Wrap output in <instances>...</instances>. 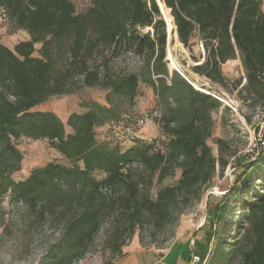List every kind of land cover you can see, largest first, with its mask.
I'll return each mask as SVG.
<instances>
[{
	"label": "trees",
	"instance_id": "16d2710c",
	"mask_svg": "<svg viewBox=\"0 0 264 264\" xmlns=\"http://www.w3.org/2000/svg\"><path fill=\"white\" fill-rule=\"evenodd\" d=\"M161 1L171 10L181 44L190 49L196 31L205 40L208 54L194 67L196 73L225 84L222 64L239 54L246 71L241 93L247 100L264 99V0ZM0 6L14 30L30 34V40L13 49L0 41V203L9 196L30 210L38 208V219L64 222V251L92 241L115 210L129 222L133 234L144 218L161 226L174 216L179 202L187 207L200 200L216 171L217 160L207 140L212 112L221 101L174 71L167 59V26L157 0H92L83 13L76 12L71 0H0ZM122 47L144 57L141 74L108 72V53L116 55ZM77 77L82 81H75ZM142 77L158 97L161 116L156 120L169 137L164 152H153L152 145L138 139L125 150L97 139L98 127L122 120L123 106L134 101ZM78 83L111 91L107 105L92 102L86 111L71 113L67 125L72 131L67 132L54 111L36 107L52 97L75 93ZM22 137L47 140L71 166L50 162L34 168L26 179L14 180L22 154L13 140ZM226 165L222 161V168ZM177 169L181 178L175 185L160 189L155 199L142 194L145 175L162 182ZM251 169L260 173L259 188L257 192L252 187L253 173L243 182L251 187L237 188L241 197L253 194L242 203L239 224L233 222L240 229H230L229 239L223 240L233 199L228 188L201 227L203 237L195 242L198 264H264V149L246 165L244 174ZM96 171L106 177L96 179ZM118 186L124 187L122 193ZM234 232L237 238L231 237ZM113 242V252L121 254L125 242L119 230Z\"/></svg>",
	"mask_w": 264,
	"mask_h": 264
},
{
	"label": "rangeland",
	"instance_id": "374dc122",
	"mask_svg": "<svg viewBox=\"0 0 264 264\" xmlns=\"http://www.w3.org/2000/svg\"><path fill=\"white\" fill-rule=\"evenodd\" d=\"M71 1L75 5L77 13L86 12L92 2V0ZM159 4L164 14L162 16L164 20L166 19L167 44L169 43L167 59H169L170 64L172 65L170 59L172 50L176 63L191 81L202 89L224 97L227 102L238 103L239 113L233 112L221 100V106L212 112L214 123L211 137L207 140L212 149V154L217 160L212 181L204 188L200 200L194 201L187 207L179 202L174 210V216L170 217L164 225L158 226L152 219L144 218L134 227V233L131 234L129 222L122 221L117 214L119 213L118 210H115L112 217L106 218L102 222L92 241L81 243L77 247L64 251L61 250L64 222L38 219V208L30 210L25 203L11 200L9 196H5L0 203V264H105L116 257L113 252L116 230H119L125 244L138 240L144 247L165 249L176 242L188 241L192 247V255L197 254L195 242L202 238L204 233L201 227L206 220H209L214 204L225 197L228 188H232L233 199L227 213V221L222 228L223 240L229 239L227 238V231L230 229L232 231L240 229V227L236 229L233 222L239 224L242 203L244 200H250L253 194L250 193L246 197H241L243 192H237V188L243 187L242 191H245L246 187H251L243 184L250 173H253V177L256 179L252 187L257 192L259 188L257 181H259L258 175L260 173L252 169L248 174L245 175L244 173L246 165L257 157L249 153L248 149L256 125L259 119L264 116V99L247 100V94L241 93V87L246 83V71L239 54H237L236 59L222 64L225 84L215 82L204 74L196 73L194 67L202 64L208 54L204 47L205 40L196 31L190 49L186 48L179 41L174 17L161 0H159ZM262 10L264 11V4ZM0 26L4 28L1 40L11 47L17 40L15 35L17 30L13 29L9 21L5 25L0 24ZM172 29L174 33H172ZM148 30L151 28L145 29L146 32ZM40 47L41 44H36V56H39ZM108 55L109 73L141 74L144 57L136 54L133 50L122 47L118 54L113 55L109 52ZM81 79V77H77L75 81H82ZM77 86L80 89L75 93L52 97L36 107V110L54 111L66 124L67 132H71V128L67 125L69 115L73 112H83L85 107L92 102L107 105V96L111 91L100 86L90 87L79 83ZM157 111H159L157 94L142 77L134 101L123 106L122 112L128 116V123L121 127V133L126 135L128 127L133 129L131 125L136 118L146 117L157 113ZM111 132L112 129L107 124L104 128L99 129L97 134L100 142H105L112 148L116 146V143L108 140ZM136 133L139 137L138 140L147 144H151L156 139L163 143L169 140V137L163 134L159 127L155 115L153 118L149 117V121L144 127L137 128ZM220 140L222 143H219ZM13 143L22 154L21 168L12 174L14 180H24L34 168L45 166L50 162L71 166V162L50 147L47 140L22 137L13 140ZM132 145L134 144L126 143L121 149L125 150ZM222 161L227 162L225 168H222ZM140 173L142 172L140 171ZM94 177L101 180L106 177V174L102 171H96ZM147 177L145 175V181L140 185L141 192L151 199H155L160 189L175 185L179 181L181 170L177 169L174 174L166 177L162 182H158L156 177L152 180ZM117 190L122 193L124 187L118 186ZM232 235L231 237L237 238L236 232ZM215 244L216 240L213 243V248L216 246Z\"/></svg>",
	"mask_w": 264,
	"mask_h": 264
},
{
	"label": "crops",
	"instance_id": "0c3cea01",
	"mask_svg": "<svg viewBox=\"0 0 264 264\" xmlns=\"http://www.w3.org/2000/svg\"><path fill=\"white\" fill-rule=\"evenodd\" d=\"M3 29L0 26V40L3 35ZM16 33L17 40L11 47L4 43L3 40L1 42L13 49L20 41L30 40V34L27 31L17 30ZM104 126L98 127L96 132L104 128ZM191 257L192 247L188 241H179L168 248L161 249L157 247H144L138 240H133L129 244H125L121 249V254L116 255L107 264H190Z\"/></svg>",
	"mask_w": 264,
	"mask_h": 264
},
{
	"label": "built area",
	"instance_id": "2783aa9c",
	"mask_svg": "<svg viewBox=\"0 0 264 264\" xmlns=\"http://www.w3.org/2000/svg\"><path fill=\"white\" fill-rule=\"evenodd\" d=\"M8 21L9 20H8L6 9L3 6H0V24L5 25ZM196 88L203 91V92L211 94L215 98L226 103L232 109L233 112L239 113V107H238L237 102H233V101L227 102L224 99V97H221L220 95H218L216 93H211L205 89H202L201 87H196ZM154 115L156 117H160L161 116V109L159 108V111H157V113L155 112V114L147 115L146 117L136 118L134 123H132V125H131L134 130L131 129V127H128L126 135H123L121 133V127H123L124 124L128 123V116L124 115L122 120L110 122L108 125L112 129V132L108 136V140L114 141L116 143V145H118L120 147H122L126 143L127 144H135V141L139 138L137 133H136L137 128L140 129V128L144 127L146 125V123L149 121V117L151 116V118H153ZM131 130H133V131H131ZM149 145L153 146L152 147L153 152H159V151L164 152V148H165L164 143L158 139H156L155 141H152V143ZM262 149H264V116L259 119V121L256 125V128L254 130V134H253V139L250 143V147H249L248 151L252 155L258 156L259 152ZM199 261H200L199 256L197 254H193L191 257L190 264H198Z\"/></svg>",
	"mask_w": 264,
	"mask_h": 264
},
{
	"label": "bare ground",
	"instance_id": "6f19581e",
	"mask_svg": "<svg viewBox=\"0 0 264 264\" xmlns=\"http://www.w3.org/2000/svg\"><path fill=\"white\" fill-rule=\"evenodd\" d=\"M158 1V3H159V0H157ZM160 5V4H159ZM160 8H161V6H160ZM161 11H162V9H161ZM170 12V11H169ZM162 13H163V11H162ZM164 15V14H163ZM169 53V52H168ZM170 59H171V63H172V67L175 69V70H178L179 72H181L183 75H185L184 74V72L180 69V67L178 66V64L176 63V61H175V59H174V56H173V54H172V50H171V56H170ZM185 77H187L186 75H185ZM187 79H189L188 77H187ZM190 80V79H189ZM190 82L191 83H193L196 87H199L195 82H193V81H191L190 80ZM204 89V88H203Z\"/></svg>",
	"mask_w": 264,
	"mask_h": 264
},
{
	"label": "water",
	"instance_id": "95a60500",
	"mask_svg": "<svg viewBox=\"0 0 264 264\" xmlns=\"http://www.w3.org/2000/svg\"><path fill=\"white\" fill-rule=\"evenodd\" d=\"M159 4V3H158ZM160 6V5H159ZM161 9V8H160ZM170 11V13H171V10H169ZM162 12V11H161ZM162 15H163V13H162ZM164 16V15H163ZM166 20V19H165ZM167 22V21H166ZM177 33V32H176ZM169 44V43H168ZM168 44H167V51L169 50V47H168ZM178 71V70H177ZM180 74L188 81V82H190L189 81V79H187V77H185V75H183L181 72H180ZM191 83V82H190ZM192 84V83H191ZM193 85V84H192ZM194 86V85H193Z\"/></svg>",
	"mask_w": 264,
	"mask_h": 264
}]
</instances>
